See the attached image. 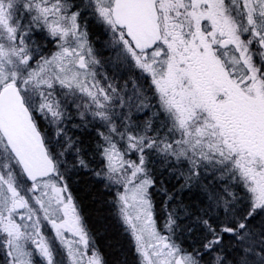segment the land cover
<instances>
[{"label": "snow or ice", "instance_id": "snow-or-ice-1", "mask_svg": "<svg viewBox=\"0 0 264 264\" xmlns=\"http://www.w3.org/2000/svg\"><path fill=\"white\" fill-rule=\"evenodd\" d=\"M0 264H264V0H0Z\"/></svg>", "mask_w": 264, "mask_h": 264}]
</instances>
